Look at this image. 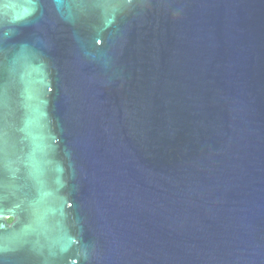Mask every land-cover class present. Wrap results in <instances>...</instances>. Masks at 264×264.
Segmentation results:
<instances>
[{
	"label": "water",
	"instance_id": "water-1",
	"mask_svg": "<svg viewBox=\"0 0 264 264\" xmlns=\"http://www.w3.org/2000/svg\"><path fill=\"white\" fill-rule=\"evenodd\" d=\"M0 264H264V0H0Z\"/></svg>",
	"mask_w": 264,
	"mask_h": 264
},
{
	"label": "trees",
	"instance_id": "trees-1",
	"mask_svg": "<svg viewBox=\"0 0 264 264\" xmlns=\"http://www.w3.org/2000/svg\"><path fill=\"white\" fill-rule=\"evenodd\" d=\"M9 222H11V220H9Z\"/></svg>",
	"mask_w": 264,
	"mask_h": 264
},
{
	"label": "flooded vegetation",
	"instance_id": "flooded-vegetation-1",
	"mask_svg": "<svg viewBox=\"0 0 264 264\" xmlns=\"http://www.w3.org/2000/svg\"><path fill=\"white\" fill-rule=\"evenodd\" d=\"M11 222H12V220H11ZM11 222H10V223H11Z\"/></svg>",
	"mask_w": 264,
	"mask_h": 264
}]
</instances>
